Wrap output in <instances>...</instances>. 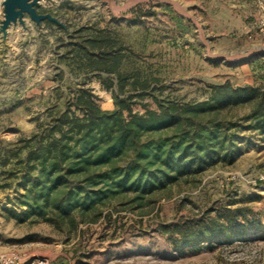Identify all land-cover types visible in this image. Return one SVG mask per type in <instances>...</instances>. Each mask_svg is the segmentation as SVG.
Returning <instances> with one entry per match:
<instances>
[{"label":"rangeland","instance_id":"rangeland-1","mask_svg":"<svg viewBox=\"0 0 264 264\" xmlns=\"http://www.w3.org/2000/svg\"><path fill=\"white\" fill-rule=\"evenodd\" d=\"M39 10L65 27L47 20L37 26L27 15L28 28L11 26L10 39L0 44V253L46 255L50 264H264V139L249 117L256 100L217 117L238 138L234 162L207 168L143 209L113 203L104 209L110 217L79 223L71 234L39 215L19 220L11 212L22 211L17 202L26 191V174L38 172L29 169L34 163L25 160V144L43 136L38 126L57 119L68 86L89 88L103 110H113L117 97L131 96L136 111L156 108L154 99L205 102L212 86L226 83L264 90V36L257 33L256 5L44 0ZM93 37L112 46L103 62L113 70L90 66L85 52L100 59L87 42ZM120 75L128 84L124 90ZM135 80L149 81L147 95H138L141 90L130 85ZM184 222L202 238L184 243V232L176 229Z\"/></svg>","mask_w":264,"mask_h":264},{"label":"trees","instance_id":"trees-1","mask_svg":"<svg viewBox=\"0 0 264 264\" xmlns=\"http://www.w3.org/2000/svg\"><path fill=\"white\" fill-rule=\"evenodd\" d=\"M100 59L85 52L94 69L113 70L104 61L112 46L99 37L87 39ZM69 47V45H68ZM108 49V50H107ZM68 53L73 51L68 49ZM120 90L127 87L119 76ZM143 97L148 80L131 82ZM212 97L197 104L154 99L156 108L134 110L131 96L116 98L113 110H103L84 86H68L65 108L50 126H38L43 136L28 140L26 162L38 172L25 176V193L18 197L19 220L41 216L68 234L79 223L110 217L104 209L113 203L141 208L219 163H232L240 149L232 125L219 113L241 102L256 100L253 127L264 139V90L212 86ZM220 120V121H219ZM184 224V225H183ZM183 242L193 244L202 235L185 225ZM217 235L214 233L212 236Z\"/></svg>","mask_w":264,"mask_h":264},{"label":"water","instance_id":"water-1","mask_svg":"<svg viewBox=\"0 0 264 264\" xmlns=\"http://www.w3.org/2000/svg\"><path fill=\"white\" fill-rule=\"evenodd\" d=\"M44 0H1L3 7V19L0 23V32L6 38L10 27L20 24L24 29L28 28L27 15L37 26L45 20L65 27V24L57 16L50 12H40L39 7Z\"/></svg>","mask_w":264,"mask_h":264},{"label":"built area","instance_id":"built-area-1","mask_svg":"<svg viewBox=\"0 0 264 264\" xmlns=\"http://www.w3.org/2000/svg\"><path fill=\"white\" fill-rule=\"evenodd\" d=\"M261 12L257 23V33L264 36V0H251ZM0 264H50L46 255L28 257L26 253L7 251L0 253Z\"/></svg>","mask_w":264,"mask_h":264},{"label":"crops","instance_id":"crops-1","mask_svg":"<svg viewBox=\"0 0 264 264\" xmlns=\"http://www.w3.org/2000/svg\"><path fill=\"white\" fill-rule=\"evenodd\" d=\"M9 31H10V32H8V35H7L6 38H4L3 35H2V33L0 32V44L5 43V42H8V39H10V37H11V29H9ZM9 68H10V67L8 66V68L4 67V68H2L1 70H2V72H8V69H9ZM12 91H13V90H12ZM12 94H13V92H12Z\"/></svg>","mask_w":264,"mask_h":264}]
</instances>
